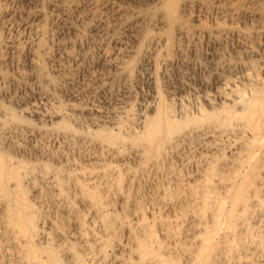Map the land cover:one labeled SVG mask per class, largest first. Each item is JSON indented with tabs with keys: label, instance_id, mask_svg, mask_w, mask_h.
I'll list each match as a JSON object with an SVG mask.
<instances>
[{
	"label": "rangeland",
	"instance_id": "1",
	"mask_svg": "<svg viewBox=\"0 0 264 264\" xmlns=\"http://www.w3.org/2000/svg\"><path fill=\"white\" fill-rule=\"evenodd\" d=\"M1 1H0V6L7 7L8 9H11L12 7H15V5H17V3L13 0H7V1L1 0ZM150 1L149 0L142 1V3H140L141 5H139V3L137 4V2H133L135 3L133 4V6H136V8H139L140 6L144 11L150 10L148 11L149 16L156 14L155 16L153 15L152 17H150L151 19L154 20L155 17L157 19L158 14L156 11L152 10V8H149L154 6L155 4V1L153 0ZM8 4H10V6ZM44 7L45 4L43 5V11L45 10L46 11L45 14H47L48 10L47 8L44 9ZM151 10L153 13L151 12ZM153 22L154 21H151V23H149L152 25V27L154 25L152 24ZM44 24L45 25L47 24L46 26L44 25L43 27V28L46 27L44 29L46 31V34H48L49 32L50 33L46 35L44 34L45 33L44 31L43 34L45 36L42 35L44 37L43 38L41 37V39L44 40H42L41 43H39V45L42 46L43 50H45L44 51L45 53L43 54L42 57L43 59L41 61L42 66L40 70L41 73L40 76L41 78H43L42 76L45 75L46 77L44 76V78H47V80L46 79L44 80V78L41 79L38 76L39 77L38 80L40 81L44 80L45 82L39 81L41 84L38 83L37 80L38 77H37L35 78V80L31 78L30 80L26 81L28 83L23 84L22 82H20V80L15 82L13 80H10V78H7V79H3L2 82V80L0 79V84H1L0 85V91H1L0 92V128H1L0 155L2 156L4 155L3 158L5 159L6 162L5 164L7 166L9 165V168L14 167L13 169L16 170L18 176L20 175V177H22V178L19 177V180H18V176H17V180L10 178L12 180H10L9 183H7V181L9 180L7 179L5 185H3V188L1 186L0 189V196H1L0 197L1 200L0 201V264H33L32 262H34L33 260H30L32 261L30 263L27 262L28 261L27 259L22 258L25 254H26L25 257L27 256V250L24 244H22L23 242H25V239H23L21 234L15 233L18 232L17 227L15 225H10L13 221L12 216L17 207L16 205L19 203V201L21 202V200L23 204L28 202L27 203L28 205L27 204L25 205H27V207L29 206L28 209H32L31 211L29 210V212L31 213L30 214L31 226L35 230V231L33 230V234L35 232V235H33L31 232L32 236L34 237L33 239L31 237L32 241L31 240L30 241L31 243H34L35 248L36 247L38 248V250L36 248L37 252L41 251V253H39L38 256H40V254L42 256L43 253L47 254L49 251L53 250L54 251L53 253L58 256L56 257L59 260L58 261L59 264H91V261L92 264L93 263L94 264H98V263L99 264H115V263L134 264L136 263L133 262L134 260L136 259H137L136 261L140 260V255H139L140 253L137 251L139 250L141 251L142 248L143 250L148 249L150 252L152 251L151 253L150 252L148 253L149 257L147 258L149 261L150 260L152 261V264H157L158 262L159 264L160 263L191 264L192 262L194 264L195 254L198 253L197 251L199 250L198 244L200 246L202 244L201 242H199V240L203 239L201 237L202 234L204 235L205 233L206 234L204 235V237L209 236V234L210 236H212V244L216 241L211 249L213 248L215 250L217 248L221 249V250L217 249V251L219 250L220 253L218 254L219 257L215 253L216 251L214 249L212 250L214 251L213 253H215L216 255L210 253V257L211 256L212 257L216 256V257H214L212 261L210 260L212 259V257L209 258L208 264L209 263L239 264V262L240 264H264V246H263L264 244L260 242V241L264 242V196H263L264 182H261L264 181V177H263L264 150H262V148H257V154L261 150L263 152L261 151L260 154L256 155L255 158L251 159L252 161L255 160L253 161L254 164L250 160L251 165L256 166L258 164L255 167L254 174H250L251 165H247L246 166L247 168H244L245 166L243 168L240 166L241 160H244L245 159L244 157H248L246 155L248 154L247 150L249 151V149H247V147L244 146L245 144L244 140L249 137H247L248 134L245 135L242 134L243 132H241L243 130V126H242L243 124L240 123L241 120L236 121V119H234L233 121V119L232 120L230 119L231 122L234 123L232 124L231 122H227L225 123L226 125L225 126L224 124H222L223 121L222 116L226 114L224 112H223L224 114H222L221 111L220 113L222 116L218 115L219 113H217L218 117L221 116V118L215 117V119L212 120L211 119L209 120L208 118H203V120L207 119L208 121L207 123H204V125L201 124L202 118L200 119L198 114H197L198 117L196 116V118H199L201 120L198 121L199 119H197V121L200 122L199 125L197 122L196 123L194 122L193 124V120H191L192 122L188 120L189 125L190 122L192 123L190 127L187 124L188 121L185 119L186 116L188 118H191L193 115H196L195 114L196 107L197 106L200 107L201 104L202 106L200 108L203 109V111L209 112L212 110L200 97H198V95L200 94L199 96H201L203 93L207 91L211 93L214 92L215 90V88L213 87L214 86L213 83L215 84V80L212 79V76L209 75L210 73L208 71L209 69L208 66L212 63V60H214L213 57L214 53L212 52L214 51L212 50L214 48L211 47V45H208L204 41H202V42H198L199 44L196 43L194 46H192L194 51L191 52L189 51L191 47L186 46L185 43H182L181 41L180 43L179 39H177L178 37L175 31H173V29L171 30L169 29L167 31V35L170 34V38H168L169 35L167 36V38L168 41L170 40L171 42L169 43L170 46L168 49L169 56L170 55L171 56L169 57V63L167 62L164 63L158 57L157 58L159 60L156 57L155 59L153 56L159 50L158 49L159 47L155 46L154 42H150L149 39H145L142 42L138 43V41L136 40L134 42V38L132 37H130L131 40L133 39L132 41L129 40V37H125L126 40L123 37L122 41L118 43V46L120 45L124 46L125 50L130 48L131 50L129 49L130 51L129 53L130 55H132L130 59L133 60L128 71L130 72L128 73V78H125L124 76L116 77L114 79L115 83L113 81L112 83L113 85H111V87L107 90L108 92L107 91L104 92L105 94L102 92L99 93L100 95L99 94L93 95L89 93V105L91 104V102L94 101V104L99 105L98 108L99 112L89 113V115L85 113L78 114V112L76 113L73 112L72 115L71 111L69 110L67 111V108L66 110L64 108L67 106L68 101L71 100L69 104H73L75 102L74 104H76L77 105L76 107L78 108L79 107L78 100L82 101L84 99L82 97H79V99L74 98L75 100H72L73 97L68 95L67 92H69L68 90H70L71 85H69L67 82L68 81L66 77L67 75L64 74L62 75V72L59 71L58 67L56 66L57 62H55L58 58V54H57L58 48L56 47L57 46L56 44L62 42L58 38H62L63 36L58 33L57 29L55 28L56 25H54V23L51 20L49 21L48 14L46 15V21ZM2 32H4V30L0 29V36L5 37V33ZM54 33L57 34L58 36L55 35ZM173 36L177 38H173ZM2 37H0V39H2ZM173 41L176 42L175 45ZM92 42L94 44H92ZM149 42L152 44L154 48L151 46V44L147 45ZM130 43L132 44V46ZM95 44H96L95 39L93 40V38L92 39L89 38V42L88 43L86 42V44L84 45L85 47L84 49H86L87 51L89 50L88 53L86 50L85 51L89 55L90 58L89 62L91 63V65L85 64L83 65L84 67L83 66L77 67L76 69L78 68L79 69L78 70L74 69L73 72L71 73L73 76L68 75V77L72 78L74 84L73 88H77L81 86L82 83L88 82L89 81L87 80L88 77L90 78L89 84H92L94 82L93 79L95 76H99L101 73L105 72L97 62L98 56L100 55L99 53L100 49L98 43L96 45ZM227 44H225L223 48H225L224 50L226 52L228 51L227 54L232 55L231 45L228 44V46H230L228 47ZM43 45L48 47V49ZM172 45L174 46L172 47ZM148 46H150V48L152 47L151 49L152 51H154L153 53L150 50H147V48L150 49ZM135 47L137 48L135 49ZM138 47L140 48L138 49ZM206 47L208 48L210 47V48L206 49ZM172 48L174 49L172 50ZM180 48L181 50H183L182 52L179 51ZM46 49L48 50L47 53H46ZM72 49L74 50V48ZM137 49H138L137 52L139 53H134L136 52L135 50ZM0 51H2L0 53H2V55H4L5 58L9 61L8 62L6 60V62L3 65H1V67H3L4 69L3 70L1 68V71L5 73V75L8 74V77L16 75L15 73L19 71V69L21 71L22 64H23L22 68L25 67L26 69V70L25 69L22 70L23 73H27L26 64L24 65V63H26L25 62L26 57L23 56L24 53L21 54L22 55L21 57V55H19L21 52L18 53L16 52V54L6 53L7 51H5V49L3 50V48H0ZM3 51L5 52V54H3L4 53ZM163 51L162 54L165 53V49H163ZM184 52L188 55V57L187 55H185ZM51 53H53L54 56ZM54 53L57 55V57ZM193 53L195 55H193ZM198 54H200V56ZM16 55H18L17 58L15 57ZM151 56L153 57L152 63H150ZM195 56L197 58H195ZM211 56L213 59L210 58ZM49 57L51 60L46 59ZM21 58L22 59L25 58V59L22 60ZM188 58H189V62L192 61V63L186 62ZM17 59L22 64L18 63ZM172 59L174 62H171ZM155 60L157 61V64H155L156 63ZM60 62L62 64L66 63L65 60L63 61L61 60ZM197 62L198 65L200 64L201 67L197 66ZM54 63L56 64L54 65ZM153 63L155 64V66L156 65L157 66L155 67ZM162 63L164 64L162 65ZM205 64L206 66H204ZM159 65H161V68L158 67ZM17 66L20 67L17 69L16 68ZM13 67L16 69L15 71ZM154 67L155 69H153ZM58 73H59V77H58ZM120 78L121 81H119ZM10 81L13 84H11ZM152 81L156 85L155 87H157V93L159 94V97H161V100L164 101V103H166L167 106H169L168 107V109H170L168 110L169 116L171 118L175 116V119L181 122V124L179 122V125L182 126V128L178 130V133H176L177 131H174L175 133L172 132L173 134H170L167 137L168 139L166 138L167 141L164 139L166 137L165 134H162L163 136L162 135L159 136L158 139L160 140L162 137L163 140L158 141L156 145L159 146L157 147L158 149L156 147H153L154 149L152 147H150L149 149L148 147L146 148L147 143L145 144L146 141L145 140H144L145 142L143 141L144 139L143 135L142 137L140 136L143 130L142 125L140 123L142 118L141 113L142 115H148V116L154 114L152 110V105H154L156 101H154V96H153L154 93L151 85ZM29 82L31 83V85H29L30 84ZM39 84H40L39 88H41L43 85H45V87L48 86L47 88L44 87V90L56 96V98L59 101H62L61 105H63V108L61 109V105H60L59 108L60 112L58 111L59 114L56 113L57 112L56 110L55 112L56 116L52 117L51 119L41 117L39 116V114L34 113L32 108L34 107L33 104L31 106V104L28 103L30 101L29 98L31 97L33 91H37L39 89L38 87H36ZM67 84L69 87L67 86ZM260 85H264V75L262 82H260ZM32 86L33 87L35 86L34 87L35 90L32 89L33 88ZM41 89H43V87ZM90 99L93 101H91ZM182 102L185 103L182 104ZM218 102L220 101H213V104L215 103L214 107L220 110L221 108L220 105L222 101L220 103ZM229 102L230 103L228 104L230 106L232 105V108L235 112H241V110H243L242 101H234L233 103L232 101ZM235 102L237 105L235 104ZM41 106L39 108L40 111H44V109L47 110L50 108L49 112L50 111L54 112L53 107L50 105L52 107L51 108L49 104H46V106L44 107ZM170 106L171 107L173 106L174 108L173 107L171 108ZM229 107H227V109ZM42 108L43 110H41ZM66 112L70 114H67ZM186 112H188L190 115H188V113ZM190 112H193L192 115ZM171 113H173L174 115L172 114L173 116H171ZM181 114H183L184 118L182 117ZM184 114L187 115L185 116ZM179 118L180 119L182 118L181 120L183 119L186 120L187 125L185 124V121H181L179 120ZM219 119L222 121H219L218 126L219 125L220 126L218 127L216 122H218ZM204 121L206 122V120ZM211 121H214V123ZM118 122H120L121 124ZM182 122L185 124L186 126L185 128H187L188 126L190 128L188 127V129L183 130L185 128L183 127L184 125L182 124ZM237 122L238 124H236ZM229 123L231 124L229 125ZM196 124L199 126L198 128L204 127V129H206L204 133H203L204 129H201L202 133L200 134L199 131L201 130L200 129H198L199 131L197 130ZM193 125L196 127V129L193 128ZM214 127L218 129H214ZM220 127H222L223 129ZM112 129L113 132L110 131ZM236 129L237 131L234 132V130ZM179 131H184V132L181 133ZM211 131L212 133H209ZM220 131H224L225 133ZM109 133H112V135ZM113 133L118 138V140L116 137L114 139ZM207 133H209L208 135L214 133L215 134L211 135V137L209 136V138L208 137L206 138V136H208ZM103 134L105 135L107 134L108 135L107 138L110 137L112 138L113 136V143L111 139L110 140L107 139ZM175 134H179V135H175ZM98 135L101 137L102 140H98L100 139ZM171 135L173 137H171ZM185 135L186 137H184ZM241 135L243 136L245 135L244 136L245 139H243L244 137L243 136L241 137ZM103 139L104 140L107 139L108 141L106 140L104 142ZM109 141H110V145L109 143H107ZM205 143H209V144L212 143L211 145L212 147L214 143L215 148L213 147L211 149L210 148L211 146L207 147ZM234 143L235 145L233 146ZM56 149L58 151H56ZM241 150H243L244 152L242 151L240 152L241 153L240 154L239 151ZM239 156H240V160H238ZM209 161L212 162L210 163ZM15 166L19 168L17 169ZM238 169L241 170V172H244L245 170V173H241L242 175L250 174L252 176L251 177L249 175L251 181L256 180L255 182L253 181L254 182L253 184L255 185L252 186V189L254 186L255 187L257 186L256 188L254 187L256 189V192L254 194L248 192L247 195H249L250 198L252 195H253L252 198L257 197L258 195L259 200L257 197L256 200L254 198L253 199L251 198L250 200L252 201L246 199V201L241 202L240 204L238 203L237 204L238 207H236L237 205L235 206L236 211L235 210L233 211L236 212V214L234 213L236 217L232 216L233 218L235 217V219H233L232 217H230V215L224 212V214H222L223 216L222 215H221L222 217L220 216L221 217L220 219L218 220L216 219L217 221H220L217 222L215 221V219H212L214 218L213 210H215L216 208L215 205L218 204L219 200H222L224 198L223 201H225L227 199V197H225L226 195L225 192L227 189L226 187H228L229 182L234 180L233 178L230 179V177L233 176L232 171L235 172ZM205 170H208V172L211 171V173L209 172L210 176L213 175L212 178H210V176H207L208 178H210L209 181H211V183L208 181V179L206 180L207 177L205 176L208 175V172ZM202 174H205V176ZM253 175L254 177L258 176V178L254 179ZM15 180L18 181V183ZM202 181L204 182L201 184ZM207 181L209 182V185ZM15 183H17L18 185ZM204 183H207V186ZM261 183L263 185H261ZM200 185H202V187H199ZM258 185L261 186L259 187ZM4 186H6L7 188H5ZM203 186H205L206 188ZM14 187L16 188V190ZM258 188H260V190ZM12 190H14V193ZM204 191L207 193H205ZM258 191H260L262 195L260 194V192L257 193ZM59 192L60 194H58ZM208 192L209 194H211L210 195L211 198L212 195L214 194V197L212 198L213 200L209 199L210 196L208 195ZM196 194L199 195V197H197ZM205 194H207L208 196H206ZM215 196L219 197V198L217 197L219 200L218 199L215 200L217 204L214 202V199H216ZM201 197L202 198L209 197L208 200L210 202L206 200L207 202H205L204 205ZM10 198L12 201L10 200ZM247 200L250 202L248 203ZM201 202L203 206H205V208L201 204H199ZM213 202L215 204H213ZM228 202L229 201L227 200L226 204L228 205L226 206H229L230 202L229 203ZM10 203L12 205H10ZM212 204L214 205V209L209 208V207H213ZM247 204L248 206H246ZM242 205L244 206V208H242ZM245 208H247V210ZM211 209H213L212 212ZM10 212L12 214H9ZM240 212L242 215H239ZM243 212L245 213L243 214ZM229 217L232 219H230ZM239 217L241 218L239 219ZM237 218L239 220H237ZM8 219H10L11 221H9ZM228 219H230L228 221L230 223L228 226H226L227 225L226 223H228L226 220ZM213 221H215V223L216 222L219 223V224L216 223V225H218L219 227L222 224V227L220 228H217L218 226H216L218 231L213 227L215 226ZM7 222L10 224H8ZM135 222L139 223V225L141 224V226L145 227V229L147 228L148 229L147 230L144 229L145 230L144 231L142 230L143 229L142 228L140 230L139 226ZM6 224L9 227L10 226L11 227L10 228L8 227L7 229ZM208 226L214 228L215 232L211 227ZM229 226H231L232 229L229 228ZM206 228H208L207 230L209 231H206L205 230ZM227 229H231L230 232ZM211 231H213L216 236L214 241H213V237L215 236L212 234ZM17 236L19 239H17ZM20 236L22 237L21 239ZM22 239L24 241H21ZM143 243L146 245L145 248ZM231 243H233L234 246ZM216 245L219 247H217ZM229 245L235 249L232 250L233 248H231ZM87 246L89 247V249H87L88 248ZM136 246L139 247L141 246L142 248L139 249L138 247L137 249ZM226 246L228 247L226 248ZM134 249L137 250L135 251ZM211 249L210 252H212ZM223 250L224 253H222ZM230 250L231 252L228 254ZM154 253L156 254L155 256L153 255ZM146 254H147V250H146ZM44 255L42 257H38V261H40L41 260L40 258H42L41 261L45 259V261H43L42 264L45 263L47 264L49 262L48 261L49 255L48 256L47 255L44 256ZM151 255L152 258L153 257L155 258L152 259L150 257ZM238 255L240 256L238 257ZM236 256L238 258H236ZM122 258L125 259V263L123 262L124 259ZM191 258L192 259L194 258L193 259L194 261ZM244 258L245 259L247 258L248 260L245 261ZM23 259H25L27 263ZM130 259L131 260L133 259L132 260L133 263L131 262ZM239 259L242 260L239 261ZM129 260L131 263L129 262ZM148 260H146L147 261L146 262L144 259V262L147 264L149 262ZM236 260L237 262H235ZM36 261L37 260L35 259V262ZM35 262L34 264H40L39 262L38 263Z\"/></svg>",
	"mask_w": 264,
	"mask_h": 264
},
{
	"label": "bare ground",
	"instance_id": "2",
	"mask_svg": "<svg viewBox=\"0 0 264 264\" xmlns=\"http://www.w3.org/2000/svg\"><path fill=\"white\" fill-rule=\"evenodd\" d=\"M1 1V0H0ZM4 1V0H3ZM7 1V0H5ZM17 3V5H15V7H12L11 9H8L7 7H1L0 6V29L4 30L5 33V37H2V39H0V48H3V50L5 49V51H7L6 53H15L16 52H21L19 55H21L22 53H24L23 56L26 57V60L24 63V65L26 64L27 67V73H23V64L18 61V63L22 64L21 67V71L19 69V71H17L16 73L14 72L16 69L14 68V73L16 75L14 76H9L8 74L5 75V73H3L1 71V68L3 69V67H1V65H3L6 62V58L4 55H2V53H0V79L3 82V79H7L10 78V80L13 81H18L20 80V82H22L23 84H26L28 82V80H30L31 78L33 80H35V78H37L38 76L41 78V61H42V57L43 54L45 53L42 48L41 45H39V43H41L42 40L41 37L43 38L46 34V31L44 30V23L46 21V15H49V21L51 20L54 25H56V29L58 31V33L60 35H62V38H58L59 40H61L62 42L58 43V44H54L57 48H58V58L55 62H57V67L58 70L62 72V75H67V82L69 85H71L70 90H68L69 92L68 95L72 96L73 99L74 98H78L82 97L84 100L79 101L78 100V108L76 107V104H68L65 108H67V111H71L72 115L73 112H78V114L80 113H85L87 115H89V113H97L99 112L98 108L99 105L94 104V101L91 102V104L89 105V93L96 95L99 93H104L105 91H107L111 85H113V81L116 77L118 76H124L125 78H128V72L129 68L131 66L132 63V59H130V57H132V55H130V51L129 49L125 50L124 46H118V43L122 41L123 37H129V40H131L130 37L134 38V42L135 40L139 42H142L145 39H149L150 42H154L155 46H158L157 48L159 49L158 52H156L153 56L154 58L158 57L162 62L164 63H169V43L170 40L168 41V38H170V34L167 35V31L170 29H173V31H175L177 37L173 38H177L179 39V42L181 41L182 43H185L186 46L191 47V49L189 51L193 52L194 49L192 48V46H194L196 43L198 42H202L204 41L206 44L211 45V47H213L214 51H212L214 53V60H212L211 63L208 67V71H209V75L212 76V79L215 80V84L213 83V87L215 88L214 92H205L203 93L201 96L198 95V97H200L212 110L207 112V111H203V109H201L200 107L202 106V104L196 107V115H193L191 118H188L186 115L184 114L186 117L185 119L188 121L193 120V124L194 122L198 123V125L201 124L204 125V123H207V119L206 122L203 120V118H208L209 120L211 119H215V117L217 118L218 115L222 114H226L223 117V121L222 120H218L217 126L219 121H222V124L225 125V123L227 122H231V120L236 119V121H240L241 120V124H243V130L241 132H243L242 134H248L247 137L245 139V135H241V137L243 136L245 139V144L244 146L247 147V149H249V151L247 150L248 154L246 156L248 157H244V160H241V164L240 166L243 168H247V165H251L250 160L255 158L256 155L260 154L262 150H264V85H260V82H262L263 79V75H264V0H153L155 1L154 6L149 7L152 8V10L156 11L158 14V17L156 19L153 20L150 17H152L153 15L155 16L156 14H153L151 16H149V12L150 10L144 11L139 5H141L140 3H142V1H146V0H13ZM150 1V0H149ZM2 2V1H1ZM133 2H137V4L139 3V8H136V6H133ZM151 2V1H150ZM152 3V2H151ZM6 4V3H5ZM13 4V3H10ZM10 4H8L10 6ZM45 4V8H47L48 12L47 14L46 11H43V5ZM147 4V3H146ZM151 5V4H150ZM13 6V5H11ZM146 6V5H145ZM149 6V5H148ZM147 6V7H148ZM144 8V7H143ZM151 10V12H152ZM154 12V13H156ZM153 13V12H152ZM48 19V18H47ZM151 21H154L152 24ZM48 22V21H47ZM50 23V22H49ZM47 25V24H46ZM45 25V26H46ZM51 25V24H50ZM53 25V24H52ZM54 28V27H53ZM52 29V28H51ZM45 31V33H44ZM49 31V30H48ZM47 31V33H48ZM44 33V34H43ZM50 33V32H49ZM48 33V34H49ZM46 34V35H48ZM55 34V33H54ZM4 35V34H3ZM44 35V36H42ZM57 35V34H55ZM53 36V35H51ZM50 36V37H51ZM58 36V35H57ZM168 36V38H167ZM60 37V36H59ZM89 38L93 40L95 39L96 44L98 43L99 45V53L100 55L98 56L97 62L98 64L101 66V68L105 71L104 73H101L99 76H95L93 79V83L89 84L90 78L88 77L87 80H89L86 83H82L81 86L77 87V88H73L74 84L72 81L71 77H68V75L73 76L71 73L73 72L74 69H76L77 67H81L85 64L87 65H91V63L89 62V55L87 54L89 52V50L87 51L86 49H84V45L86 44V42H89ZM41 39V40H40ZM56 39V38H55ZM126 40V38H125ZM133 40V39H132ZM131 40V41H132ZM40 41V42H39ZM147 41V40H146ZM148 42V41H147ZM148 43L147 45H150L151 43ZM174 42V41H173ZM180 42V43H181ZM230 42V43H229ZM44 43V42H42ZM176 42H174L175 45ZM230 44L231 48H232V55L227 54V52L224 50L225 48L224 45L225 44ZM92 44H94L92 42ZM95 44V45H96ZM131 44V43H130ZM137 44V43H136ZM146 44V43H145ZM199 44V43H198ZM202 44V43H201ZM200 44V45H201ZM205 44V45H206ZM227 44V46H228ZM172 45V47L174 46ZM181 45V44H179ZM184 45V47H185ZM207 45V46H208ZM45 46V45H43ZM54 46V47H55ZM118 46V47H117ZM128 46V45H127ZM132 46V44H131ZM152 46V44H151ZM177 46V45H176ZM197 46V45H196ZM46 47V46H45ZM55 47V48H56ZM122 47V49H121ZM124 47V49H123ZM150 48V46H148ZM153 47V46H152ZM151 47V48H152ZM181 47V46H180ZM183 47V48H184ZM200 47V46H199ZM230 47V46H228ZM48 49V47H46ZM56 48V49H57ZM74 48V50L72 49ZM137 47H135L136 49ZM140 47H138L139 49ZM142 48V47H141ZM148 49L150 50L152 53L154 51H152V49ZM154 48V47H153ZM171 48V47H170ZM182 48V49H183ZM205 48V47H204ZM208 47H206L207 49ZM210 48V47H209ZM208 48V49H209ZM46 49V53L47 50ZM50 49V48H49ZM135 50L136 52L134 53H139L138 51ZM143 49V48H142ZM156 49V48H155ZM163 49H165V53L162 54ZM174 48H172L173 50ZM87 53H86V51ZM94 50V49H93ZM98 50V49H97ZM131 50V49H130ZM162 50V51H161ZM178 50V49H177ZM230 50V49H229ZM143 51V50H142ZM156 51V50H155ZM176 51V50H175ZM174 51V52H175ZM179 51H183L180 50ZM187 51V50H186ZM185 51V52H186ZM197 51V50H196ZM231 51V50H230ZM2 52V51H0ZM4 52V51H3ZM141 52V51H140ZM150 52V53H151ZM164 52V51H163ZM172 52V51H171ZM173 52V55H174ZM184 52V53H185ZM207 52V51H206ZM210 52V51H209ZM208 52V53H209ZM195 53V52H194ZM193 53V55H195ZM198 53V52H197ZM211 53V52H210ZM5 54V52L3 53ZM53 55V53H51ZM55 54V53H54ZM133 54V53H132ZM172 54V53H170ZM182 54V53H181ZM201 54V53H200ZM200 54H198L200 56ZM204 54V53H203ZM202 54V55H203ZM56 55V54H55ZM152 55V54H151ZM183 55V54H182ZM181 55V57H182ZM185 55H187L185 53ZM190 55V54H189ZM197 55V56H198ZM18 55H16L15 57L17 58ZM54 56V55H53ZM180 56V55H179ZM191 56V55H190ZM198 56V57H199ZM7 57V56H6ZM14 57V58H15ZM22 57V55H21ZM46 57V56H45ZM52 57V56H51ZM57 57V55H56ZM134 57V56H133ZM178 57V56H176ZM175 57V59H176ZM188 57V55H187ZM206 57V56H204ZM209 57V55H208ZM8 58V57H7ZM152 56H151V62L152 63ZM155 58V59H156ZM157 58V59H158ZM174 58V57H173ZM185 58V56H184ZM183 58V59H184ZM195 58H197L195 56ZM211 59L212 56L210 57ZM22 59V58H21ZM25 59V58H24ZM22 59V60H24ZM46 59H50L46 58ZM158 59V60H159ZM15 60V59H13ZM21 60V61H22ZM45 60V58H44ZM51 60V59H50ZM53 60V59H52ZM65 60V62L67 63H61L60 61ZM150 60V59H149ZM179 60V59H178ZM185 60V59H184ZM191 60V58H190ZM196 60V59H195ZM200 60V59H199ZM8 61V60H7ZM156 61V60H155ZM160 61V62H161ZM194 61V60H193ZM9 62V61H8ZM23 62V61H22ZM48 62V61H47ZM52 62V61H51ZM171 62H174L173 59ZM186 62H189V58ZM196 62V61H195ZM13 63V62H12ZM17 63V64H18ZM43 63V62H42ZM53 63V62H52ZM162 63V65L164 64ZM181 63V62H180ZM189 63H192L189 62ZM56 63H54L55 65ZM154 64V63H153ZM157 64V61L156 63ZM154 64V66H155ZM187 64V63H185ZM182 64V65H185ZM10 65V64H9ZM53 65V64H52ZM98 65V66H99ZM152 65V64H151ZM172 65V64H171ZM189 65V64H188ZM186 65V66H188ZM192 65V64H191ZM157 66V65H156ZM155 66V67H156ZM166 66V64H165ZM174 66V65H173ZM197 66H200V64L198 65L197 62ZM206 66V64L204 65ZM5 67V66H4ZM20 67V66H19ZM18 66L16 67L17 69L19 68ZM84 67V66H83ZM153 67V66H152ZM155 67L153 69H155ZM158 67L161 68V65H159ZM172 67V66H171ZM201 67V66H200ZM203 67V66H202ZM12 68V66H11ZM159 68V69H160ZM79 69V68H78ZM76 69V70H78ZM152 69V68H151ZM157 69V68H156ZM207 69V68H206ZM4 70V69H3ZM26 70V69H25ZM43 70V69H42ZM56 70V69H55ZM112 70V71H111ZM11 71V72H12ZM93 71V70H92ZM153 71V70H151ZM8 72V71H7ZM10 72V73H11ZM25 72V71H24ZM58 72V71H57ZM60 72V74H61ZM204 72V71H203ZM40 73V74H39ZM91 75V74H90ZM97 75V73H96ZM130 75V74H129ZM45 76V75H44ZM44 76H42L44 78ZM39 77L37 78V80L39 79ZM46 77V76H45ZM58 77H59V73H58ZM61 77V75H60ZM63 77V76H62ZM130 77V76H129ZM41 78V79H43ZM47 80V78H44V80ZM119 79V78H118ZM43 80V81H44ZM66 80V79H65ZM84 80V79H83ZM92 80V79H91ZM202 80V79H201ZM5 81V80H4ZM40 80H38V83L43 82L42 80L39 82ZM86 81V80H85ZM118 81V80H117ZM121 81V78L120 80ZM123 81V80H122ZM208 81V80H207ZM1 82V83H2ZM7 82V81H6ZM5 82V84H6ZM11 82V81H10ZM14 82V83H15ZM32 82V81H31ZM35 82V81H34ZM45 82V81H44ZM47 82V81H46ZM213 82V81H212ZM30 83V82H29ZM37 83V84H38ZM115 83V81H114ZM124 83V82H122ZM126 83V81H125ZM11 84H13L11 82ZM33 84V83H32ZM41 84V83H40ZM40 84L36 87L39 88ZM43 84V83H42ZM67 84V86H68ZM1 85V84H0ZM3 85V84H2ZM31 85V83L29 84ZM48 85V83H47ZM152 85V89H153V93H154V101H156L154 103V105H152V110L154 112L153 115L148 116V115H142L141 113V122L139 120V122L142 125V133H141V137L143 135V141L145 142L146 148L148 147V149L150 147H159L156 146L158 141L163 140L162 137L159 140V136H161L162 134H165V140L166 138L170 135L175 133L174 131H177L176 133H178V130H180L182 128V126L179 125L178 120L175 119V116H173L174 114L171 113V116H173L172 118L169 116V112L168 107L166 105V103H164V101L161 100V97H159V94L157 93V87H155L156 85L154 84V82H151ZM150 85V86H151ZM203 85V84H202ZM217 85V86H215ZM26 86V85H24ZM34 86V87H35ZM51 86V85H50ZM22 87V86H21ZM33 87V86H32ZM34 87L32 89H34ZM43 87V89H41ZM41 88H39L37 91H33V93L31 94V97L29 98V104H33L34 107L33 111L34 113L39 114V116L47 118V119H51L52 117L56 116L55 112L57 110V114L58 111L60 110V105L62 104V101H59L56 96L52 95L51 93H49L48 91L44 90L45 85H43ZM48 87V86H47ZM45 87V88H47ZM59 87V86H58ZM69 87V86H68ZM129 87V86H128ZM202 87V86H201ZM4 88V87H3ZM183 88V87H182ZM24 89V87H23ZM37 89V88H36ZM181 89V88H180ZM205 89V88H204ZM35 90V89H34ZM118 90V89H117ZM195 90V88H194ZM1 92V91H0ZM108 92V91H107ZM105 94V93H104ZM56 95V93H55ZM100 95V94H99ZM102 95V94H101ZM104 96V95H103ZM187 96V95H186ZM58 97V95H57ZM67 97V96H66ZM69 97V96H68ZM98 97V96H97ZM106 97V96H105ZM110 97V96H109ZM108 97V98H109ZM177 97V96H176ZM70 98V97H69ZM93 98V97H92ZM111 98V97H110ZM175 98V97H174ZM179 98V97H178ZM197 98V97H196ZM60 99V98H59ZM182 99V98H181ZM180 99V100H181ZM191 99V98H190ZM67 100V99H66ZM153 100V99H152ZM173 100V99H172ZM183 100V99H182ZM187 100V99H185ZM64 101V100H63ZM101 101V100H99ZM108 101V100H107ZM124 101V100H123ZM201 101V100H199ZM213 101H222L221 102V108L220 110L217 109L215 106V102L213 104ZM229 101H232V103L234 101H242L243 104V110H241V112H235L232 108V105L230 106L228 103H230ZM67 102V101H66ZM73 102V101H72ZM71 102V103H72ZM104 102V101H103ZM125 102V101H124ZM153 102V101H152ZM190 102V101H189ZM218 102V103H220ZM77 103V102H76ZM177 103V101H176ZM185 103V102H184ZM182 102V104H184ZM192 103V102H191ZM196 103V102H195ZM201 103V102H200ZM203 103V102H202ZM46 104H49V106L51 105L54 109L53 111L49 112V109H44V111H40L39 108L42 105L43 107L46 106ZM168 104V103H167ZM181 104V103H180ZM194 104V103H193ZM236 104V102H235ZM234 104V105H235ZM40 105V106H39ZM65 105V104H64ZM167 107H166V106ZM195 105V104H194ZM237 105V104H236ZM241 105V104H240ZM41 106V107H42ZM50 106V107H51ZM184 106V105H183ZM231 108H230V107ZM28 107V106H27ZM51 107V108H52ZM101 107V106H100ZM115 107V106H114ZM171 107V106H170ZM173 107V106H172ZM171 107V108H172ZM227 107H229L227 109ZM235 107V106H234ZM63 108V105H61V109ZM149 108V107H147ZM174 108V107H173ZM184 108V107H183ZM189 108V107H188ZM203 108V107H202ZM29 109V108H28ZM116 109V108H115ZM195 109V108H194ZM232 109V110H231ZM43 110V108L41 109ZM178 110V109H177ZM184 110V109H183ZM187 110V109H186ZM6 111V110H4ZM64 111V110H63ZM113 111V110H112ZM116 111V110H115ZM219 111V112H217ZM221 111V113H220ZM60 112V111H59ZM185 112V111H184ZM194 112V111H193ZM193 112H190L191 115ZM207 112V113H206ZM224 112V113H223ZM6 113V112H5ZM67 114H70L68 112H66ZM188 113V112H186ZM217 113H219L217 115ZM55 114V115H53ZM84 114V115H85ZM173 114V115H172ZM200 117L196 118V116ZM71 115V116H72ZM183 117V114H181ZM188 115H190L188 113ZM217 115V116H216ZM58 116V115H57ZM76 116V115H75ZM83 116V115H82ZM127 116V115H126ZM125 116V117H126ZM197 116V117H198ZM221 116H219L218 118H221ZM70 117V116H69ZM97 117V116H96ZM128 117V116H127ZM84 118V117H83ZM117 118V117H116ZM129 118V117H128ZM184 118V117H183ZM95 119V117H94ZM121 119V117H120ZM124 119V118H123ZM182 119V118H181ZM179 118V120H181ZM197 119H199L197 121ZM231 119V120H230ZM186 120H181V121H185L186 124ZM196 120V121H195ZM230 120V121H229ZM46 121V120H45ZM111 121V120H110ZM117 121V120H116ZM122 121V120H121ZM189 121L187 122V124L189 123ZM204 121V122H203ZM225 121V122H224ZM23 122V121H22ZM115 122V121H114ZM133 122V121H132ZM135 122V121H134ZM192 122V121H191ZM190 122V125H192V123ZM214 123V121H211ZM25 123V122H24ZM63 123V122H62ZM120 123V122H118ZM117 123V124H118ZM232 123V122H231ZM229 123V125L231 124ZM234 123V122H233ZM232 123V124H233ZM239 123V124H240ZM9 124V123H8ZM116 124V123H115ZM121 124V123H120ZM179 126H178V125ZM181 124V122H180ZM182 124L184 125L183 127L185 128V124L182 122ZM186 124V125H187ZM209 124V123H208ZM221 124V123H220ZM238 124V122L236 123ZM235 124V126H236ZM19 125V124H18ZM23 125V124H22ZM189 125V124H188ZM189 125V126H190ZM197 125V124H196ZM198 129H204L203 128H198ZM207 125V124H206ZM205 125V127H206ZM223 125V126H224ZM228 125V128H229ZM37 126V125H36ZM60 126V125H59ZM70 126V125H68ZM67 126V127H68ZM114 126V125H113ZM188 126V127H189ZM202 126V125H200ZM211 126V125H210ZM220 126V125H219ZM218 126V127H219ZM222 126V127H223ZM226 126V125H225ZM224 126V127H225ZM66 127V128H67ZM115 127V126H114ZM117 127V126H116ZM180 127V128H179ZM185 128L183 130L188 129ZM191 127V126H190ZM189 127V128H190ZM196 127L193 125V128L196 129ZM216 127V124H215ZM214 129H218L215 128ZM220 127V128H222ZM237 128V127H236ZM242 128V127H241ZM240 128V129H241ZM1 129V128H0ZM7 129V128H6ZM44 129V128H43ZM138 129V128H137ZM223 129V128H222ZM226 129V128H225ZM224 129V130H225ZM235 129V128H234ZM63 130V129H62ZM71 130V129H70ZM194 130V129H193ZM196 130V131H197ZM206 129L203 130V133ZM213 130V129H212ZM229 130V129H228ZM66 131V129H65ZM74 131V130H73ZM89 131V130H88ZM113 132V129L110 130ZM138 131V130H137ZM199 131V130H198ZM197 131V132H198ZM209 131V130H208ZM207 131V132H208ZM217 131V130H216ZM237 131L234 130V132ZM62 132V131H61ZM106 132V131H105ZM108 132V130H107ZM173 132V133H172ZM181 133H183L184 131H179ZM188 132V131H187ZM200 134L202 133V130L199 131ZM220 132H224V131H220ZM231 132V131H230ZM233 132V131H232ZM5 133V132H4ZM64 133V132H63ZM99 133V132H98ZM103 133V132H102ZM209 133H212L209 132ZM207 133V135L209 134ZM225 133V132H224ZM237 133V132H236ZM3 134V133H2ZM12 134V133H11ZM26 134V133H25ZM67 134V133H66ZM95 134V133H94ZM108 134V133H107ZM105 135V137L107 138L108 135ZM112 135V133H109ZM215 134V133H214ZM211 134V135H214ZM228 134V133H226ZM8 135V134H7ZM48 135V134H47ZM102 135V134H101ZM110 135V136H111ZM175 135H179V134H175ZM211 135L206 136V138L209 136L211 137ZM23 136V135H22ZM21 136V137H22ZM99 136V135H98ZM114 139H115V135L113 133ZM113 136L112 138H107V139H111L112 143H113ZM138 136V135H137ZM163 136V135H162ZM189 136V135H188ZM217 136V135H216ZM219 136V135H218ZM2 137V136H1ZM56 137V136H55ZM59 137V136H58ZM100 137V136H99ZM103 137V138H105ZM171 137H173L171 135ZM186 137V135L184 136ZM200 137V136H198ZM202 137V136H201ZM51 138V137H50ZM66 138V137H65ZM117 138V137H116ZM191 138V137H190ZM8 139V138H7ZM25 139V137H24ZM106 139V140H107ZM168 139V138H167ZM170 139V137H169ZM173 139V138H172ZM200 139V138H198ZM197 139V140H198ZM204 139V138H203ZM39 140V139H38ZM98 140H102L101 137ZM104 140V139H103ZM104 140V142L106 141ZM118 140V138H117ZM202 140V139H201ZM209 140V139H208ZM60 141V140H59ZM68 141V140H67ZM85 141V140H84ZM108 141V140H107ZM115 141V140H114ZM167 141V140H166ZM210 141V140H209ZM239 141V140H238ZM74 142V141H73ZM103 142V141H102ZM204 142V141H203ZM226 142V141H225ZM237 142V141H236ZM96 143V142H95ZM101 143V141H100ZM110 145V141L107 142ZM162 143V141H161ZM184 143V142H183ZM221 143V142H220ZM238 143V142H237ZM103 144V143H102ZM115 144V143H114ZM113 144V145H114ZM207 147H210L212 145L209 143H205ZM228 144V143H227ZM232 144V143H231ZM95 145V144H94ZM104 145V144H103ZM159 145V144H158ZM202 145V144H201ZM235 145V143L233 144V146ZM16 146V145H15ZM21 146V145H20ZM145 146V145H144ZM114 147V146H111ZM213 147H214V143H213ZM212 146L210 147L211 149L213 148ZM151 148V149H152ZM202 148V147H201ZM215 148V147H214ZM219 148V147H218ZM217 148V149H218ZM231 148V147H229ZM244 148V147H243ZM257 148H262V150L257 154ZM58 149V148H57ZM56 149V151H58ZM154 149V148H153ZM158 149V148H157ZM190 149V148H189ZM223 149V148H222ZM228 149V148H227ZM200 150V149H199ZM244 150V149H243ZM243 150L239 151L242 152ZM259 150V149H258ZM149 151V150H148ZM208 151V150H207ZM237 151V150H236ZM244 152V151H243ZM263 152V151H262ZM210 153V152H209ZM223 153V152H222ZM232 153V152H230ZM206 154V153H205ZM241 154V153H240ZM243 154V153H242ZM245 154V153H244ZM146 155V154H145ZM204 155V154H203ZM214 155V154H213ZM212 155V156H213ZM223 155V154H222ZM4 156V155H3ZM2 155H0V189L1 186L3 188V185H5L6 180L9 179L7 181V183H9L10 180L12 179H16L17 180V172L15 169L13 168H9V165L7 166L5 163V159L3 158ZM200 156V155H199ZM241 156V155H240ZM240 156L239 159L240 160ZM202 157V156H201ZM258 157V156H257ZM193 158V157H192ZM207 158V157H206ZM210 158V157H209ZM230 158V157H229ZM235 158V159H236ZM242 158V157H241ZM191 159V158H190ZM234 160V159H232ZM202 161V160H201ZM208 161V160H207ZM252 161V160H251ZM255 161V160H253ZM252 161V162H253ZM12 162V161H11ZM210 162V161H209ZM212 162V161H211ZM210 162V163H211ZM9 163V162H8ZM200 163V161H199ZM202 163V162H201ZM206 163V162H205ZM237 163V162H236ZM240 163V162H239ZM257 163V162H255ZM254 164V162H253ZM18 165V164H17ZM239 165V164H238ZM258 165V164H257ZM256 165V166H257ZM214 166V165H213ZM212 166V167H213ZM239 166V167H240ZM254 165H251L250 167V174H254V170L255 167ZM16 167V166H15ZM200 167V166H199ZM206 167V165H205ZM228 167V166H227ZM237 167V168H239ZM240 167V168H241ZM264 167V165H263ZM262 167V168H263ZM17 168V167H16ZM19 168V167H18ZM17 168V169H18ZM81 168V167H80ZM209 168V166H208ZM207 169V168H206ZM216 169V168H215ZM249 169V167H248ZM81 170V169H80ZM200 170V169H199ZM210 170V169H208ZM208 170H205L208 172ZM235 170V169H234ZM18 171V170H17ZM83 171V170H82ZM86 171V170H85ZM89 171V170H88ZM198 171V170H197ZM201 171V170H200ZM204 171V172H205ZM214 171V170H213ZM249 171V172H250ZM206 172V173H207ZM211 173V171H209ZM208 172V175L205 176H210ZM248 172V173H249ZM258 172V171H257ZM20 173V172H18ZM215 173V172H214ZM233 176L230 177L233 178L234 180L229 182L228 187H226V195L225 197H227V199L225 201L224 198L222 200H219L218 196H215L216 199H214V202L216 203L215 200H219L218 204L215 205L216 208L214 209V205L215 204L213 202V207H209V208H213L211 209L214 211V218L215 221H217L218 219H220L224 214V212H226L228 215H230V217L235 216L236 212H233L235 210L236 207H238V203L240 204L241 202L246 201V199L250 200L252 198L249 197L248 192H251L252 194H254L256 192V187L252 189V186L255 185L253 184L255 181L254 180H250L249 175L248 174H241V173H245L241 172V170H236L235 172L232 171ZM256 173V172H255ZM175 174V173H174ZM259 174V173H258ZM257 174V175H258ZM262 174V173H261ZM25 175V174H24ZM27 175V174H26ZM87 175V174H86ZM216 175V174H214ZM255 175V176H257ZM76 176V175H75ZM213 176V175H212ZM212 176H210V178H212ZM251 176V175H250ZM20 175L18 176V180H19ZM201 177V175H200ZM215 177V176H214ZM252 177V176H251ZM264 177V176H263ZM12 178V179H10ZM22 178V177H20ZM210 178H206V180ZM223 178V177H222ZM221 178V180H222ZM226 178V177H225ZM253 178H258L254 177ZM218 179V178H217ZM15 180V181H16ZM21 180V179H20ZM57 180V179H56ZM55 180V181H56ZM177 180V179H176ZM205 181V180H204ZM202 181L201 184L204 182ZM211 183V181H209ZM228 181V180H227ZM254 181V182H253ZM18 183V181H16ZM176 182V181H175ZM187 182V181H186ZM200 182V181H199ZM218 182V181H217ZM221 182V181H219ZM226 182V181H223ZM258 182V181H257ZM256 182V183H257ZM260 182V181H259ZM264 182V181H261ZM15 183V184H17ZM33 183V182H32ZM207 183L206 184L207 186ZM216 183V181H215ZM214 183V184H215ZM228 183V182H227ZM226 183V184H227ZM185 184V183H184ZM213 184V182H212ZM221 184V183H220ZM260 184V183H259ZM14 185V184H13ZM18 185V184H17ZM35 185V184H34ZM257 185V184H256ZM261 185H263L261 183ZM261 185H258L259 187ZM8 186V185H6ZM6 186H4L5 188H7ZM59 187V186H58ZM199 187H202V185H200ZM205 187V186H203ZM12 188V187H11ZM15 188V187H14ZM13 188V189H14ZM23 188V187H22ZM80 188V187H79ZM206 188V187H205ZM10 189V188H9ZM53 189V188H52ZM196 189V188H195ZM260 190V188H258ZM11 190V189H10ZM16 190V188H15ZM47 190V189H46ZM51 190V189H50ZM60 190V189H59ZM198 190V189H197ZM14 193V190H12ZM62 191V190H61ZM209 191V190H208ZM264 191V190H263ZM19 192V191H18ZM205 192V191H204ZM203 192V193H204ZM260 191H258L257 193H259ZM262 192V190H261ZM260 192V194H261ZM4 193V192H3ZM9 193V192H8ZM202 193V194H203ZM207 193V192H205ZM211 193V191H210ZM60 194V192L58 193ZM84 194V193H83ZM88 194V193H87ZM198 194V193H197ZM196 194V195H197ZM200 194V193H199ZM14 195V194H13ZM50 195V194H49ZM66 195V194H65ZM69 195V194H68ZM206 196H210L211 194L208 195L205 194ZM204 195V196H205ZM257 195V194H256ZM262 195V194H261ZM67 196V195H66ZM82 196V195H81ZM86 196V195H85ZM264 196V195H263ZM1 197V196H0ZM10 197V196H9ZM88 197V195H87ZM196 197V196H195ZM197 197H199V195H197ZM196 197V198H197ZM214 197V194L212 195V198ZM218 197V198H217ZM258 200H259V196L257 195ZM257 197H253L255 200L257 199ZM261 197V196H260ZM18 198V197H17ZM60 198V197H59ZM102 198V197H101ZM209 197H205L201 199L203 200V204L205 205V202H210L208 200ZM210 196L209 199L213 200ZM252 198V199H253ZM41 199V198H40ZM84 199V198H82ZM200 199V200H201ZM205 199V200H204ZM11 200V198H10ZM50 200V199H49ZM55 200V199H54ZM89 200V199H88ZM207 200V201H206ZM229 201V206H226L228 204H226V201ZM247 202L249 203L250 201ZM254 200V201H255ZM262 200V198H261ZM1 201V200H0ZM4 201V200H3ZM12 201V200H11ZM14 201V200H13ZM25 202V201H24ZM50 202V201H49ZM198 202V201H197ZM258 202V201H257ZM28 203V202H27ZM25 203V204H27ZM252 203V202H251ZM262 203V202H261ZM19 201V203L15 206L16 209L14 211L13 214V221L12 223H8L10 225H15L17 227V231L15 233H19L21 234V236L23 237V239H25V242H23L22 244H24L26 250H27V256L25 257V255L22 258L27 259V262H32L30 260H33L35 262V259L38 261V257H42L45 253H43V255L38 256L40 252H37L34 243H31L32 239L34 236H32L33 234V227L31 226V213L29 212V210L31 211L32 209H28L27 205H25ZM30 204V203H29ZM33 204V203H32ZM203 206L202 202L199 203ZM255 204V203H254ZM10 205H12L10 203ZM200 205V208H201ZM210 205V204H209ZM237 205V206H236ZM245 205V203H244ZM250 205V204H249ZM252 205V204H251ZM207 206V205H206ZM236 206V207H235ZM248 206V204L246 205ZM245 206V207H246ZM261 206V205H259ZM33 207V206H32ZM58 207V206H57ZM205 208V206H203ZM250 207V206H249ZM252 207V206H251ZM7 208V207H5ZM31 208V207H30ZM34 208V207H33ZM56 208V207H55ZM242 208H244V206L242 205ZM248 208V207H247ZM247 208H245L247 210ZM257 208V207H256ZM239 209V208H238ZM250 209V208H249ZM254 209V208H253ZM13 210V209H12ZM242 210V209H241ZM245 210V211H246ZM72 211V210H71ZM236 211V210H235ZM12 212V211H11ZM9 214H12V213ZM238 212V211H237ZM235 213V214H234ZM245 212H243L244 214ZM7 214V213H6ZM80 214V213H79ZM212 214V213H211ZM226 214V215H227ZM234 214V215H233ZM74 215V214H73ZM222 215V216H221ZM225 215V216H226ZM238 215V214H237ZM239 215H242L241 212L239 213ZM251 215V214H250ZM34 216V215H33ZM32 216V217H33ZM221 216V217H220ZM246 216V215H245ZM11 217V218H12ZM229 217V218H230ZM236 217V216H235ZM235 217L233 219H235ZM10 218V219H11ZM227 218V217H226ZM230 218V219H232ZM241 217H239L240 219ZM252 218V217H251ZM254 218V217H253ZM10 219H8L9 221H11ZM217 219V220H216ZM226 220L227 222L230 220ZM237 218V220H239ZM33 220V218H32ZM79 220V219H78ZM224 220V219H223ZM215 221H213L214 225L213 226L216 230L219 227L218 225H216L217 221L215 223ZM35 222V221H34ZM86 222V221H85ZM234 222V221H233ZM136 223V222H135ZM212 223V224H213ZM226 223V222H225ZM230 222L226 223L228 226ZM243 223V222H242ZM4 224V223H3ZM139 226V229L144 230L145 227H142L141 224L139 225V223H136ZM208 224V223H206ZM211 224V222H210ZM219 224V223H217ZM245 224V223H244ZM7 225V224H6ZM33 225V224H32ZM55 225V224H54ZM225 225V224H224ZM231 225V224H230ZM234 225V224H233ZM147 226V225H146ZM212 226V225H211ZM208 226V227H211ZM216 226H218L216 228ZM253 226V225H252ZM8 225H7V229H8ZM11 227V226H10ZM9 227V228H10ZM15 227V229H16ZM79 227V226H78ZM137 227V226H136ZM135 227V228H136ZM199 227V226H198ZM207 227V226H206ZM225 227V226H224ZM62 228V227H61ZM60 228V229H61ZM147 228V227H146ZM212 228V227H211ZM213 229V231L215 232V229ZM228 228V227H227ZM229 228L232 229L231 226H229ZM37 229V228H36ZM86 229V228H85ZM138 229V230H139ZM148 229V228H147ZM145 229V230H147ZM208 228H206V231ZM231 229H227L229 232ZM253 229V228H252ZM13 230V229H12ZM80 230V229H79ZM144 230V231H145ZM234 230V229H233ZM232 230V231H233ZM35 231V230H34ZM88 231V230H87ZM143 231V232H144ZM150 231V230H149ZM212 232V234L215 236L214 232ZM218 231V230H217ZM221 231V230H220ZM32 232V234H31ZM82 232V231H81ZM228 232V233H229ZM235 232V231H234ZM145 233V232H144ZM147 233V231H146ZM205 233V231H204ZM208 233V232H207ZM18 234V235H19ZM76 234V233H75ZM206 234V233H205ZM204 234V235H205ZM35 235V232L34 234ZM98 235V234H97ZM145 235V234H144ZM202 234L203 239L199 240V242H201V246L198 244V253L195 254V261L194 264H208L209 262V258L210 257V253L212 254L214 251H212L213 249H211L213 247V244L216 242H214L212 244V236H205ZM13 236V235H12ZM20 236V239L22 238ZM235 236V235H234ZM256 236V235H255ZM32 237V239H31ZM85 237V236H84ZM88 237V236H87ZM98 237V236H96ZM147 237V236H146ZM236 237V236H235ZM234 237V238H235ZM241 237V236H240ZM244 237V236H243ZM15 238V237H14ZM52 238V237H51ZM49 238V239H51ZM81 238V237H79ZM86 238V237H85ZM95 238V237H94ZM100 238V237H99ZM143 238V237H142ZM141 238V239H142ZM150 238V237H149ZM216 238L213 237V241ZM228 238V237H227ZM233 238V236H232ZM242 238V237H241ZM17 239L18 236H17ZM21 241H24V240ZM144 239V238H143ZM238 239V238H236ZM240 239V238H239ZM252 239V237H251ZM260 239V238H259ZM31 240V241H30ZM35 240V239H34ZM33 240V241H34ZM231 240V239H230ZM229 240V241H230ZM235 240V239H233ZM232 240V241H233ZM80 241V240H79ZM260 241V240H259ZM18 242V241H17ZM20 242V240H19ZM228 242V241H227ZM262 244H264L263 241H260ZM229 243V242H228ZM227 243V244H228ZM237 243V242H236ZM253 243V242H252ZM257 243V242H256ZM260 243V244H261ZM70 244V243H69ZM88 244V243H87ZM86 244V245H87ZM141 244V243H140ZM144 244V243H143ZM217 244V243H216ZM230 244V243H229ZM233 245V243H231ZM235 244V242H234ZM258 244V243H257ZM261 244V245H262ZM18 245V244H17ZM36 245V244H35ZM89 245V244H88ZM142 245V244H141ZM221 245V244H220ZM48 246V245H47ZM200 246V248H199ZM217 246V245H216ZM230 246V245H229ZM234 246V245H233ZM264 246V245H263ZM40 247V246H39ZM62 247V246H61ZM86 247V246H85ZM88 247V246H87ZM137 249L139 246H136ZM146 247V245L144 244V248ZM215 247V246H214ZM219 247V246H217ZM225 247V246H224ZM228 246H226L227 248ZM231 247V246H230ZM239 247V246H238ZM255 247V246H254ZM24 248V247H23ZM142 247L140 246L139 249H141ZM233 248V247H231ZM22 249V248H21ZM45 249V248H44ZM89 249V247L87 248ZM86 249V250H87ZM137 249H134L135 251ZM210 249L212 252H210ZM219 249V248H217ZM217 249L215 250L216 254H220L219 253V249L217 251ZM235 248H233L232 250H234ZM237 249V248H236ZM240 249V248H239ZM245 249V248H244ZM19 250V249H18ZM23 250V249H22ZM25 250V249H24ZM25 250V251H26ZM84 250V249H83ZM146 250H147V254H146ZM143 250V248L141 249V251H137L140 254V260L136 261L134 260L133 262H138L137 264H144V259L145 261L148 260L147 258L148 253L150 252L148 249ZM228 250V249H227ZM226 250V251H227ZM256 250V249H255ZM259 250V249H257ZM49 251V249H48ZM47 251V252H48ZM88 251V250H87ZM238 251V250H237ZM15 252V251H14ZM18 252V251H17ZM44 252V250H43ZM54 251H49L47 254L45 255H49L48 256V262L47 264H59L58 263V259H57V255L53 253ZM152 252V251H151ZM150 252V253H151ZM222 252V251H220ZM231 252V250L228 252V254ZM239 252V251H238ZM26 253V252H23ZM132 253V252H131ZM134 253V252H133ZM213 253V254H215ZM224 253V250L223 252ZM221 253V254H222ZM226 253V252H225ZM19 254V253H18ZM17 254V255H18ZM89 254V252H88ZM215 254V255H216ZM44 255V256H45ZM83 255V254H82ZM131 255V254H130ZM138 255V256H139ZM150 255V254H149ZM154 256L156 255L155 253L153 254ZM194 255V254H193ZM237 255V254H236ZM255 255V254H254ZM57 256V257H56ZM127 256V255H126ZM222 256V255H221ZM227 256V255H226ZM240 255H238L239 257ZM248 256V254H247ZM80 257V256H79ZM85 257V256H84ZM120 257V256H119ZM152 258V255L150 256ZM161 257V256H160ZM216 257V256H214ZM214 257H212V259H210L211 261L214 259ZM219 257V255H218ZM231 257V255H230ZM233 257V256H232ZM236 256V258H238ZM245 257V256H244ZM17 258V257H16ZM45 258V257H44ZM78 258V257H77ZM131 258V256H130ZM133 258V257H132ZM135 258V257H134ZM139 258V257H138ZM155 258V257H153ZM152 258V259H153ZM242 258V256H241ZM250 258V257H247ZM245 259L248 260V259ZM260 258V256H259ZM258 258V259H259ZM23 259L25 262L26 260ZM42 260V258H40ZM39 259V260H40ZM84 259V258H83ZM124 259V258H122ZM121 259V261H122ZM150 259V258H149ZM158 259V258H157ZM156 259V260H157ZM230 259V258H229ZM235 259V257H234ZM38 261L40 264L43 263V261H45V259L43 261ZM131 260V259H130ZM129 260V262H130ZM133 260V259H132ZM131 260V262H132ZM159 260V259H158ZM162 260V259H160ZM217 260V258H216ZM223 260V259H222ZM242 259H239V261ZM36 261V262H37ZM71 261V260H70ZM82 261V260H81ZM117 261V260H116ZM128 261V260H127ZM126 261V262H127ZM149 261V260H148ZM154 261V260H153ZM210 261V262H211ZM232 261V260H231ZM244 261V263H245ZM26 262V263H27ZM34 262H32L34 264ZM35 262V263H36ZM37 262V263H38ZM85 262V261H84ZM115 262V261H114ZM125 263V259L123 261ZM130 262V263H131ZM132 262V263H133ZM147 262V261H146ZM151 262V263H149ZM148 263L152 264V261L150 260ZM158 262V261H156ZM155 262V263H156ZM162 262V261H161ZM166 262V261H164ZM234 262V261H233ZM237 262V260L235 261ZM248 262V261H247ZM128 263V262H127ZM134 263V264H136ZM147 263V264H148ZM243 263V262H242ZM46 264V263H45ZM92 264V261H91ZM94 264V263H93ZM99 264V263H98ZM116 264V263H115ZM118 264V263H117ZM120 264V263H119ZM122 264V263H121ZM146 264V263H145ZM159 264V262L157 263ZM162 264V263H160ZM193 264V262L191 263ZM210 264V263H209ZM224 264V263H223ZM240 264V262H239Z\"/></svg>",
	"mask_w": 264,
	"mask_h": 264
}]
</instances>
